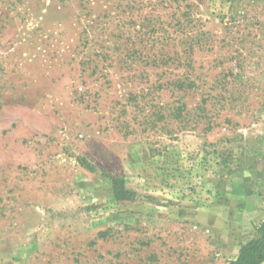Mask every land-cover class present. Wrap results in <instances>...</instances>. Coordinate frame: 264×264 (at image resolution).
I'll return each mask as SVG.
<instances>
[{
  "label": "rangeland",
  "instance_id": "374dc122",
  "mask_svg": "<svg viewBox=\"0 0 264 264\" xmlns=\"http://www.w3.org/2000/svg\"><path fill=\"white\" fill-rule=\"evenodd\" d=\"M263 221L264 0H0V264H228Z\"/></svg>",
  "mask_w": 264,
  "mask_h": 264
},
{
  "label": "trees",
  "instance_id": "16d2710c",
  "mask_svg": "<svg viewBox=\"0 0 264 264\" xmlns=\"http://www.w3.org/2000/svg\"><path fill=\"white\" fill-rule=\"evenodd\" d=\"M184 79H177L171 82L175 89L181 90L194 86V81L188 80L187 76ZM188 84V85H187ZM117 182H114V195L117 199H130L132 194L130 191L123 189L121 185L116 187ZM256 236L243 244L235 259L228 264H258L264 259V221L256 229Z\"/></svg>",
  "mask_w": 264,
  "mask_h": 264
},
{
  "label": "water",
  "instance_id": "95a60500",
  "mask_svg": "<svg viewBox=\"0 0 264 264\" xmlns=\"http://www.w3.org/2000/svg\"><path fill=\"white\" fill-rule=\"evenodd\" d=\"M258 264H264V259L260 263H258Z\"/></svg>",
  "mask_w": 264,
  "mask_h": 264
}]
</instances>
